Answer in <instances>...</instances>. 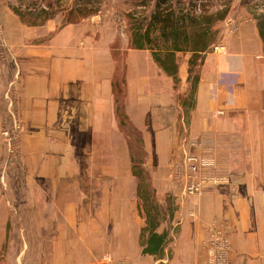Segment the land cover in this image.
<instances>
[{
  "label": "rangeland",
  "instance_id": "obj_1",
  "mask_svg": "<svg viewBox=\"0 0 264 264\" xmlns=\"http://www.w3.org/2000/svg\"><path fill=\"white\" fill-rule=\"evenodd\" d=\"M155 1L0 0V264H73L68 263L72 258L80 263L89 260L88 264H211L212 230L220 224L208 220L200 201L212 189L229 185L231 178L209 168V143L194 137L191 80L179 77L176 84L157 68L153 91L172 90L178 108L173 142L169 136L154 134L164 130L159 122L141 125L127 112L132 26L142 14L150 13ZM193 1L196 5L202 1L211 13L226 6L229 14L244 12L254 20L264 13V0ZM179 2L183 6L190 0ZM44 8L47 13L37 16ZM15 11L35 12L34 18L24 20L41 25L26 24ZM229 14L218 28L230 22ZM50 22L54 30L46 31ZM66 28L74 38L84 33L79 47L92 38L98 46L94 49L112 59L116 122H78L77 106L63 98L54 122H41L39 112L23 107L11 42L29 36L27 45H46ZM187 71L189 77V66ZM165 76L168 84L160 79ZM248 131L247 122H241L238 131L228 132L233 135L227 144L231 150H251L244 142ZM188 156H197L208 174L226 178L228 184L193 194ZM245 162L246 158L241 160ZM69 208L84 217L73 227L67 223ZM263 210L259 208V215ZM149 214L159 224L157 231L169 235V256L162 260L142 254L141 235ZM183 231L191 241L198 236V247L192 249L184 242ZM223 231L229 238L225 227ZM147 237L148 233L143 242ZM79 240L83 254H71L79 249L75 248ZM230 245L229 264H233L231 241Z\"/></svg>",
  "mask_w": 264,
  "mask_h": 264
},
{
  "label": "crops",
  "instance_id": "obj_2",
  "mask_svg": "<svg viewBox=\"0 0 264 264\" xmlns=\"http://www.w3.org/2000/svg\"><path fill=\"white\" fill-rule=\"evenodd\" d=\"M229 16L230 22L220 26L218 45L223 49H211L200 66L191 122L194 137L209 143V168L230 176L231 183L212 189L200 202L208 211V220L228 231L233 264H264V210L259 215V208H264V44L256 20L244 12ZM53 27L50 22L45 29ZM70 32L66 28L46 45H27L29 36L11 42L16 48L23 107L39 112L41 122H54L63 98L77 106L78 122H116L112 59L94 49L98 46L92 38L86 40L84 48L79 47L84 33L74 38ZM189 59L177 54L179 77L184 82L188 80ZM157 68L150 50H129L127 112L141 125L159 122L164 130H154V134L169 136L173 142L178 108L172 90L153 91ZM160 79L167 81L168 77ZM241 122L249 126L244 142H249L250 151L231 150L227 145L233 136L228 132L238 131ZM67 219L73 227L84 217L69 208ZM181 235L192 249L198 247V236L191 241L184 231ZM76 245L79 249L70 253L83 254L82 241ZM78 261L72 258L68 263Z\"/></svg>",
  "mask_w": 264,
  "mask_h": 264
},
{
  "label": "trees",
  "instance_id": "obj_3",
  "mask_svg": "<svg viewBox=\"0 0 264 264\" xmlns=\"http://www.w3.org/2000/svg\"><path fill=\"white\" fill-rule=\"evenodd\" d=\"M143 5L146 6L147 3L143 2ZM197 6L202 8L199 12L196 10ZM229 11V6H226L214 13L208 12L202 1L196 5L190 0L187 5L182 6L179 0H156L149 14H142L138 20H135L132 26L134 28H132L131 46L137 50H150L159 69L166 76L173 78L176 84L180 81L177 54H190L189 98L194 104L200 81V66L204 62L205 55L221 40V30L218 25L227 18ZM15 13L26 24L41 25V22L24 20L27 16L34 18L35 12L15 11ZM40 13H47V10L44 8L36 15L39 16ZM90 13L93 11L88 10V14ZM256 22L264 44V13L256 17ZM141 181L143 182V179ZM154 221L156 220L149 214L147 226L142 230L141 235L142 254L162 260L169 256L166 253L169 235L167 231L158 232L159 224ZM147 233L148 237L143 242Z\"/></svg>",
  "mask_w": 264,
  "mask_h": 264
},
{
  "label": "built area",
  "instance_id": "obj_4",
  "mask_svg": "<svg viewBox=\"0 0 264 264\" xmlns=\"http://www.w3.org/2000/svg\"><path fill=\"white\" fill-rule=\"evenodd\" d=\"M215 51L223 49L221 45L213 48ZM189 164V170L192 174L190 191L193 194H199L207 186L226 185L228 180L223 177H217L208 174L197 156H188L186 158ZM209 253L211 255V264H229L231 245L229 238L224 234L223 227L220 225L213 226Z\"/></svg>",
  "mask_w": 264,
  "mask_h": 264
}]
</instances>
